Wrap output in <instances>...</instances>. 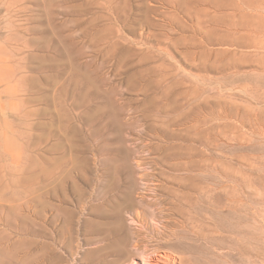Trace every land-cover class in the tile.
Here are the masks:
<instances>
[{
  "label": "rangeland",
  "instance_id": "374dc122",
  "mask_svg": "<svg viewBox=\"0 0 264 264\" xmlns=\"http://www.w3.org/2000/svg\"><path fill=\"white\" fill-rule=\"evenodd\" d=\"M190 161L213 223L185 254L126 196ZM133 253L264 264V0H0V264Z\"/></svg>",
  "mask_w": 264,
  "mask_h": 264
},
{
  "label": "bare ground",
  "instance_id": "6f19581e",
  "mask_svg": "<svg viewBox=\"0 0 264 264\" xmlns=\"http://www.w3.org/2000/svg\"><path fill=\"white\" fill-rule=\"evenodd\" d=\"M175 123L176 122H172L171 125ZM188 141L190 143L191 141L194 142V138H190ZM189 150L191 156L195 154L193 144L190 145ZM178 164L173 165L172 169L178 172L186 171V176L169 177L166 179L168 182L166 184L170 183V186L155 183L153 187L147 188L149 194H145L140 202L133 200V191L130 189L126 196V200L131 208L144 207V209L149 212L151 217L150 221L147 218L146 212L137 213L136 217H132V221L133 224L139 227L151 230L150 234L152 237L146 234L148 237L152 238L150 240L165 239L166 236L169 241H173L174 249L182 250L185 254L195 253L197 247L195 239H201L203 236L202 232L196 233V226H201V223L204 222L206 225L201 227L202 230H205L208 229L210 222L211 224L213 223V219L210 217L212 206V193L209 185L210 178L207 174L203 181H201L202 183L200 182L198 177L200 175L196 172L198 164H196L195 161H190L186 164ZM206 179L207 186L205 187L204 195L198 196L196 193L203 188L201 185L205 184ZM158 187H160V190L164 192V194H158ZM193 191H196V193ZM119 221L122 224L120 228L124 229V221L121 216H119ZM171 223H175V225L171 226ZM141 230L130 232L131 234H125L120 239V242H133V247L138 253L140 251V243L142 242L143 235ZM129 234L132 241L128 236ZM135 253L132 254L136 257L133 258L131 264H171V258L167 253H164L163 259H155L153 254L152 257L144 256L138 259ZM182 262L185 263V261Z\"/></svg>",
  "mask_w": 264,
  "mask_h": 264
}]
</instances>
